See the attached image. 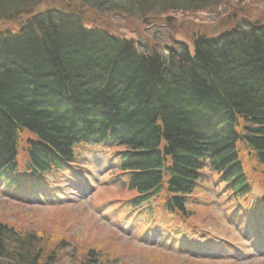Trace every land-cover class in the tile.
Wrapping results in <instances>:
<instances>
[{"label": "trees", "instance_id": "1", "mask_svg": "<svg viewBox=\"0 0 264 264\" xmlns=\"http://www.w3.org/2000/svg\"><path fill=\"white\" fill-rule=\"evenodd\" d=\"M43 1L0 0V22L12 24L0 29V179L7 185H37L78 160V146L110 142L120 150L122 186L137 195L132 207L166 189L167 210L186 214L207 166L223 175L233 198L246 199L253 187L242 146L261 165L264 186V23L249 13L234 29L194 35L192 49L173 36L163 50L140 51L141 41L91 26L69 4L77 0L44 11ZM79 1L96 14L143 20L249 7L248 0ZM25 133L29 161L21 172ZM255 197L264 205V195ZM54 244L0 220V264H60L57 251L47 252ZM79 264H99L98 253Z\"/></svg>", "mask_w": 264, "mask_h": 264}, {"label": "rangeland", "instance_id": "2", "mask_svg": "<svg viewBox=\"0 0 264 264\" xmlns=\"http://www.w3.org/2000/svg\"><path fill=\"white\" fill-rule=\"evenodd\" d=\"M60 2L44 0L40 7L43 11L52 7L62 9ZM69 4L87 15L91 26L128 40L141 41L140 51H145V45L163 50L173 44V36L175 41L186 42L192 49L194 35H219L241 25V18L249 13L252 19L264 23L263 0H248L249 7L233 5L217 15L182 12L161 14L151 20L114 12L96 14L89 7H83L84 3L79 0ZM8 26L12 24L0 22V29ZM30 138L31 134L25 133L20 139L18 165L21 172L25 171L29 161ZM112 147L109 143L104 147L82 146L77 151L80 175L51 174L44 182L48 186L41 183L38 187H10L0 179V220L15 230L34 232L51 239L57 248L50 246L47 252L57 251L62 264H79L91 251L98 253L99 264H264V252L253 240L259 236L264 239V208L253 205L249 208L253 195L233 202L231 196L235 194L228 192L223 176L207 167L187 203L186 216L166 211V189L148 203L132 207V200L137 195L122 186L123 177L118 175L112 162L119 149ZM240 155L246 176L256 192L253 194L264 195L262 176H259L262 168L256 164L255 156L252 157L245 147ZM85 163L90 166L83 170ZM87 174L89 177H84ZM72 182L82 185L83 192L87 187L92 190L86 191L88 195L85 196L67 188ZM49 186L53 189L50 196L57 187H63L64 194L57 203L43 199ZM236 203L241 205V211L231 219ZM247 228L251 230L249 237ZM175 229L179 230L180 240L171 237ZM182 239L192 247L215 245L206 252L216 256L200 257L182 252V244H178Z\"/></svg>", "mask_w": 264, "mask_h": 264}, {"label": "bare ground", "instance_id": "3", "mask_svg": "<svg viewBox=\"0 0 264 264\" xmlns=\"http://www.w3.org/2000/svg\"><path fill=\"white\" fill-rule=\"evenodd\" d=\"M117 36V35H116ZM63 112H65V111H63ZM62 113V112H61ZM60 114V113H59ZM83 146V145H82ZM82 146H78V148H76L75 149V152H77L78 151V149H80ZM85 146H83V148H84ZM78 153V152H77ZM49 177V176H48ZM84 177H86V178H88L89 177V175L87 174V175H84Z\"/></svg>", "mask_w": 264, "mask_h": 264}]
</instances>
